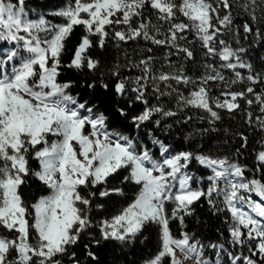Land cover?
<instances>
[{
	"label": "snow or ice",
	"instance_id": "snow-or-ice-1",
	"mask_svg": "<svg viewBox=\"0 0 264 264\" xmlns=\"http://www.w3.org/2000/svg\"><path fill=\"white\" fill-rule=\"evenodd\" d=\"M0 264H264V0H0Z\"/></svg>",
	"mask_w": 264,
	"mask_h": 264
},
{
	"label": "trees",
	"instance_id": "trees-1",
	"mask_svg": "<svg viewBox=\"0 0 264 264\" xmlns=\"http://www.w3.org/2000/svg\"><path fill=\"white\" fill-rule=\"evenodd\" d=\"M36 2L39 3L40 0H36ZM48 2H49V3H54V2H56V0H48ZM237 122H238V121H237ZM233 126H235V125H233ZM150 246H151V245H150Z\"/></svg>",
	"mask_w": 264,
	"mask_h": 264
}]
</instances>
